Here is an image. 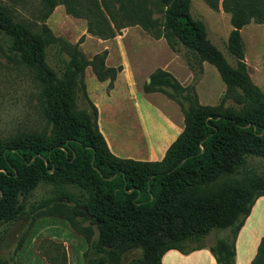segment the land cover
<instances>
[{
    "label": "trees",
    "instance_id": "1",
    "mask_svg": "<svg viewBox=\"0 0 264 264\" xmlns=\"http://www.w3.org/2000/svg\"><path fill=\"white\" fill-rule=\"evenodd\" d=\"M218 9L219 0H203ZM38 29L17 21L0 3V48L9 61L28 69L40 88V106L50 130L0 137L1 240L22 223L9 259L15 255L41 217L65 220L87 245L83 264H122L132 251L140 256L128 264H163L172 250L189 254L205 248L214 229L230 231L228 240L211 246L216 264H235V241L255 202L264 197V174L237 177L249 157L264 161V92L254 85L244 62L240 30L264 24V0H222L232 30L227 49L231 66L208 40L205 25L194 20L190 0H41ZM87 21L88 33L110 39L116 31L139 26L171 50L183 46L199 71L203 63L216 68L225 85L217 106H204L192 86L181 85L164 70L149 76L146 93L159 92L180 107L184 127L160 161L144 162L114 156L99 131L97 109L84 82L91 67L98 81L116 77L104 56L91 60L44 24L55 7ZM57 46L66 54L60 75L46 62ZM88 104L76 108L77 94ZM232 104L226 106V102ZM53 182V194L32 200L42 183ZM74 188L75 192L68 190ZM53 252L51 255L44 246ZM38 251L49 264H68L63 244L42 240ZM251 264H264V238Z\"/></svg>",
    "mask_w": 264,
    "mask_h": 264
},
{
    "label": "rangeland",
    "instance_id": "2",
    "mask_svg": "<svg viewBox=\"0 0 264 264\" xmlns=\"http://www.w3.org/2000/svg\"><path fill=\"white\" fill-rule=\"evenodd\" d=\"M221 1H218V9L214 10L203 0H190L189 13L194 20L204 23L208 40L223 54L231 66H236L234 57L227 49L228 37L232 30L230 17L223 11ZM0 3L12 12L17 21H22L35 29L43 23L40 20V13L43 10L41 0H0ZM44 24L55 37L77 45L87 59L104 56L106 67L117 71L112 83L100 92V97L103 99L113 97L109 95L118 73L122 70V56L129 57L135 77L131 79L132 92L127 97L123 95L126 89L122 90V95L114 96L116 100L117 97L121 99L117 100L118 104L114 103L118 107L119 114L117 119L119 124L116 127L123 137L130 136L137 148L141 144L137 137L136 118L133 117L137 104L140 106L145 133L153 144L165 145L184 123L183 113L177 103L162 93L145 92V85L153 72L164 69L172 71L180 79V82L177 81L181 85L195 88L198 101L204 106H217L225 93V85L214 66L205 63L203 70L199 71L191 53L183 46H178L175 51L171 50L163 38L154 39L139 26L121 29L116 31L113 38L104 40L88 33L86 19L71 16L62 4L55 7ZM240 34L244 45V62L251 81L264 92V24L251 22L240 30ZM108 54L110 58L107 66ZM67 60L66 54L57 46L50 47L46 52L48 66L58 75L61 74ZM96 80L91 67H87L84 76L85 85L88 84L89 87L92 84L100 85ZM231 104L232 102L228 101L225 105ZM76 108L78 110L88 108L81 93L77 94ZM127 112L132 114L130 119H127L129 118ZM49 130L40 106V88L33 74L28 69L9 61L0 48V137L7 138L22 132ZM246 172L264 174V161L249 157L236 176L242 177ZM53 188V182L42 183L34 191L31 199L39 201L47 198L53 194ZM68 190L75 192L71 187H68ZM260 214L264 219V209ZM54 222L59 221L49 217L42 218L35 225L29 244L40 235H51V225ZM21 226L22 223L16 225L5 239L1 240L0 237V262L11 256ZM262 226L264 227V222ZM2 231L3 228H0V233ZM65 237L69 239L67 234ZM229 238L228 229H214L203 240L205 248L201 251L197 250L200 252L181 254L175 250L170 251L162 262L163 264H216L209 248L217 241ZM44 248L53 255L51 249L47 248V243ZM77 253L71 248L72 259ZM139 256L140 251L129 252L123 257L122 264H128L131 259Z\"/></svg>",
    "mask_w": 264,
    "mask_h": 264
},
{
    "label": "crops",
    "instance_id": "3",
    "mask_svg": "<svg viewBox=\"0 0 264 264\" xmlns=\"http://www.w3.org/2000/svg\"><path fill=\"white\" fill-rule=\"evenodd\" d=\"M109 58H110V54H108L107 57V61H106L107 66H108ZM127 58L126 56H122V60H123L122 70L118 73L117 78L113 83V89L111 90L109 95L113 97L109 99H103L102 97H100V92L105 87L107 88V85L110 83V81L106 83L104 81L101 82L96 80L100 85L92 84L91 87H89L87 84L86 93L89 100L94 104V106L97 109V114H98L97 125L99 131L104 137L110 152L114 156L118 158L132 159V160L144 161V162L160 161L164 157L169 146L176 140V138L182 132L184 123H183V127L178 128L174 137L165 145L161 146L159 143L153 144L145 133L140 106L137 104L135 106L136 111L134 112L133 117L136 118L135 120H136L137 137H138V141H140L141 143L139 148L134 146L133 140L130 138V136L123 137L121 135V132H119V130H117L116 127L119 124L117 121L119 114L117 112L118 107L115 105L118 104L117 100H121V99H118L117 97L116 100L114 96L122 95L121 92H123L122 90L125 89L126 91L123 92V95H125L126 97L130 94V92H132L131 79L132 77H135V71L131 60L129 59V57ZM204 66L205 63H203V68ZM164 71L169 72L173 77H175L180 82V79L172 71L165 69ZM127 101L128 100H126V102ZM127 113L129 117L127 119H130L132 114L131 112H127ZM263 209H264V197H260L255 202L249 217L246 219L243 227L240 229L237 235L235 241V257H234L235 264H251V262L253 261L256 255L258 245L261 239L264 238V227L262 226V222H264V219L263 216L260 214L261 210ZM42 218L45 217H41L35 222L22 248L16 253L15 255L16 264H49L38 251V245L41 243L42 240L45 239L52 240L56 243H62L65 246L68 256V264H83L82 255L87 248L85 240L80 235L75 233L71 229L69 224L61 218L49 217V218H53V220L55 221H59V222H54L51 225V230H52L51 235H40L29 244L32 231L35 225ZM64 233L68 235L69 239L65 237L66 234L64 235ZM71 248H73V250L76 251V253L78 252L77 256L74 257V259H72L71 257ZM200 251H194V252H200ZM169 252H167L166 254H168ZM165 255L163 256L162 261L164 260Z\"/></svg>",
    "mask_w": 264,
    "mask_h": 264
},
{
    "label": "water",
    "instance_id": "4",
    "mask_svg": "<svg viewBox=\"0 0 264 264\" xmlns=\"http://www.w3.org/2000/svg\"><path fill=\"white\" fill-rule=\"evenodd\" d=\"M150 82V80H148V83Z\"/></svg>",
    "mask_w": 264,
    "mask_h": 264
}]
</instances>
